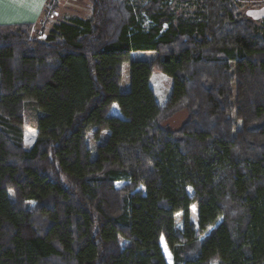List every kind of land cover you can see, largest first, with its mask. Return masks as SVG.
<instances>
[{
	"label": "trees",
	"instance_id": "16d2710c",
	"mask_svg": "<svg viewBox=\"0 0 264 264\" xmlns=\"http://www.w3.org/2000/svg\"><path fill=\"white\" fill-rule=\"evenodd\" d=\"M89 1L0 25V264H264V23L239 0Z\"/></svg>",
	"mask_w": 264,
	"mask_h": 264
},
{
	"label": "rangeland",
	"instance_id": "374dc122",
	"mask_svg": "<svg viewBox=\"0 0 264 264\" xmlns=\"http://www.w3.org/2000/svg\"><path fill=\"white\" fill-rule=\"evenodd\" d=\"M48 15L43 18L42 23L37 25V29H44L47 31L50 26L62 19H67L71 16H82L88 17L91 14L92 5L89 0H49ZM240 12L247 17H250L257 23H264V0H239ZM183 7H181L178 12H182ZM40 37V33L38 34ZM154 51H139L133 52V59H152L156 56ZM151 84L155 90L156 97L161 106H165L168 102V99L171 95L173 80L172 77L156 70L152 76ZM130 87V63L126 62L123 67V78L120 85L122 91L128 90ZM113 111L118 113L119 110L116 105L113 106ZM40 111L33 102H26L24 107V138L27 146L34 144L37 138V118L40 115ZM188 112L186 109H181L176 112L172 117L163 122V126L169 130L179 129L187 120ZM91 147H94L95 140L92 138L89 139ZM124 182H117L118 186H122ZM10 195L12 198H15L14 191L10 190ZM26 206L33 210L35 206L34 201H29L26 203ZM191 219L197 223V205L194 204L191 207ZM177 225L182 227L183 218L182 214L177 215ZM213 230V228L211 229ZM210 230V231H211ZM209 232L204 234L201 239H204ZM167 255L169 252L166 250ZM171 261V259H170ZM215 264H219L215 262Z\"/></svg>",
	"mask_w": 264,
	"mask_h": 264
},
{
	"label": "crops",
	"instance_id": "0c3cea01",
	"mask_svg": "<svg viewBox=\"0 0 264 264\" xmlns=\"http://www.w3.org/2000/svg\"><path fill=\"white\" fill-rule=\"evenodd\" d=\"M49 2V0H0V25L32 23L37 26L46 16L44 10Z\"/></svg>",
	"mask_w": 264,
	"mask_h": 264
},
{
	"label": "snow or ice",
	"instance_id": "6c2138e0",
	"mask_svg": "<svg viewBox=\"0 0 264 264\" xmlns=\"http://www.w3.org/2000/svg\"><path fill=\"white\" fill-rule=\"evenodd\" d=\"M213 264H215V262H213Z\"/></svg>",
	"mask_w": 264,
	"mask_h": 264
}]
</instances>
